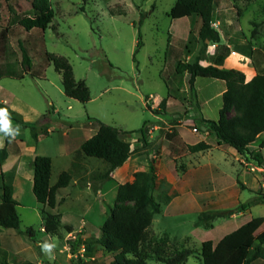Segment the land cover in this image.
<instances>
[{"label": "rangeland", "instance_id": "obj_1", "mask_svg": "<svg viewBox=\"0 0 264 264\" xmlns=\"http://www.w3.org/2000/svg\"><path fill=\"white\" fill-rule=\"evenodd\" d=\"M31 1L0 0V109H7L11 129L19 127L15 137L14 131L0 130V147L6 146L9 152L5 165L0 164V174L4 172L6 181L14 186L21 219L20 230L0 227V264H38L40 259L41 264H49L40 248L44 241L54 245L56 264H105V260H84L87 254L100 249L107 252L95 235H102L101 226L115 204L117 187L122 181L133 179L135 171L148 169L153 161L157 172V164L165 163L154 191L162 202V211L151 226L156 231L166 228L182 235L196 226L197 236L217 242L246 221L250 212L252 216L264 217V165L260 167L235 148L219 144L216 136L206 130L204 120L219 117L225 81L199 76L194 96L190 75L175 71L178 60L194 61L200 55L203 64L241 70L246 79L264 72V0H215L213 26L221 35L219 43L203 41L197 15L172 18L169 13L176 0H51L54 17L44 31L26 30L20 25L21 18L33 15ZM19 39L31 55L32 68H26L22 61ZM45 52L69 60L75 78L88 85L90 100L82 102L66 95L62 76L52 62L44 59ZM163 98L167 100L165 108L161 106ZM45 117L49 130L40 133L36 141L29 126L39 124ZM97 119L127 132L125 138L134 152L124 169L126 176L123 180L116 177L102 182L88 175L61 189L58 205L46 207L53 214H61V227L55 234L44 229L42 232V204L30 183L34 155L52 158L51 183H55L59 173L78 158V152L84 154L77 143L97 131ZM144 123L148 143L138 132ZM71 127L72 132L66 135ZM200 140L212 147L198 155L199 161L214 176L225 173L227 177L222 182L230 196L234 195L228 198L227 193L217 191L220 187L212 186L207 188L203 201L213 196V202L205 206L201 203L200 212L193 208V202H187L184 208L168 206L166 196L170 200L180 198L176 190L172 191L169 179L179 180L188 172L194 153L187 150V144ZM262 142L264 134L251 144V149L264 162ZM84 156L85 162L91 163V173L107 170L106 160ZM229 176L231 179L226 182L224 179ZM243 203L249 206L243 208ZM205 210L230 213L214 220L210 228L197 226L198 215ZM82 217L88 227L81 228ZM69 227L75 231L69 232ZM86 227L91 237L84 242L89 247L77 241H83ZM184 240L200 250L201 244L190 242L188 237L174 238L172 243L183 244ZM74 248L77 256L68 262L67 254ZM186 264L202 261L194 255Z\"/></svg>", "mask_w": 264, "mask_h": 264}, {"label": "trees", "instance_id": "obj_2", "mask_svg": "<svg viewBox=\"0 0 264 264\" xmlns=\"http://www.w3.org/2000/svg\"><path fill=\"white\" fill-rule=\"evenodd\" d=\"M31 5L33 15L21 18L20 25L26 30L44 31L54 17L51 0H32ZM214 13L215 0H176L169 15L172 18L197 15L201 21L199 35L203 41L219 43L221 35L213 26ZM142 19L143 16L140 23ZM18 43L24 65L26 68H32L27 47L21 39ZM140 45L141 40H138V46ZM44 59L52 62L61 74L66 95L82 102L91 99V92L85 80L75 78L73 66L65 56L45 52ZM201 61L200 55L194 61L178 60L175 71L190 75L189 84L194 96H197L195 81L199 76L225 81L226 89L222 94L223 103L219 109V117L205 119L206 130L216 136L219 144L225 143L235 148L248 161H255L258 166L263 167L264 162L254 154L251 144L264 134V72H258L252 78L246 79L241 70L203 64ZM166 102V98H163V108ZM48 121L45 117L39 124L29 126L36 141L40 133L48 130ZM96 121V133L84 140L80 147L85 155L101 158L109 163L107 170L92 178L94 181L104 182L112 179L113 172L124 165L134 149L131 148V142L125 138L126 131L98 119ZM19 122L26 126L22 120ZM138 132L141 139L148 143L145 123ZM211 147L212 145L204 140L187 144V150L192 153ZM8 155L7 147H0V164L5 162ZM31 166L34 171L32 190L38 202L42 204L44 231L55 234L61 227V214H53L46 207L55 208L58 205V194L73 182L72 174L63 170L52 184V158L49 155L37 154ZM4 176L5 173L1 172L0 227L18 230L21 223L17 210L18 201L14 197L13 184L6 181ZM157 186L158 176L154 161L148 169L135 171L132 180L118 185L115 204L110 208L101 226L102 235L99 239L107 252L114 253L109 264H186L194 255L200 257L202 264H252L254 260L264 258V229L260 230L264 223L263 216L252 217L217 242L212 239L204 240L199 251L188 246L185 240L183 244L178 242L174 245V238L168 233H155L151 227L152 222L162 211V202L154 195ZM169 201L170 196H166L165 202ZM246 206L249 204H242L243 208ZM228 213L229 210H205L198 215L197 226L210 228L214 220L225 217ZM28 231L31 232L32 228H28ZM69 231H72V228L69 227Z\"/></svg>", "mask_w": 264, "mask_h": 264}, {"label": "crops", "instance_id": "obj_3", "mask_svg": "<svg viewBox=\"0 0 264 264\" xmlns=\"http://www.w3.org/2000/svg\"><path fill=\"white\" fill-rule=\"evenodd\" d=\"M49 130V129H48ZM73 130V127L67 129L65 131V134L66 135H70V132H72ZM96 133V132H95ZM93 133V134H95ZM15 132H14V137H15ZM92 136V135H91ZM87 139V138H86ZM84 139V140H86ZM83 140V141H84ZM82 141V142H83ZM82 142H78L77 143V146L80 145L81 146V143ZM22 143H24V140H22ZM3 144H5V140L3 139ZM23 149V148H21ZM71 148H68V150H70ZM66 151V152H67ZM71 151V150H70ZM73 151V150H72ZM206 151V150H204ZM203 152V151H198V152H193V156H191V160H190V165H189V170L188 172H186L185 174H183L182 178L179 179V180H176L174 177L173 178H170L169 179V175H168V179L170 181V183H172L171 185L173 186L172 188V191L173 190H176L179 194H180V198L179 200H174V198H172L169 203L167 204L168 206L169 205H174L175 208H184L183 206L185 204H187V202H193V208L195 210H197L198 212H200L201 210V203L205 206V205H209L213 202V199L212 197L213 196H208L209 198V201H203V199H205V195L208 194V191H207V188H212V186H215V187H220L217 191H219V193H227V196L228 198H230L232 195H234L233 193H231V196L230 194L228 193V190L226 189L227 186H225L222 182V179L224 177H227L226 174L222 173L223 176L221 177L220 176H214L213 175V171L212 170H206L205 166L202 165V163L199 161L198 159V155H200V153ZM37 155V154H36ZM34 155V157L36 156ZM22 157V155L20 156ZM85 156L84 154H82L81 152H78V158H74L72 159V162H71V165H70V168L67 169L68 172H70L72 174V177H73V183H76L77 182V179L80 178V177H96L98 175H100L99 171L96 172V173H91V167H88V165H91L90 162H85L87 160H85ZM130 159V158H129ZM129 159L124 163V165H122L121 167L117 168L114 172H113V177L112 179H115L116 177H120L121 179L120 180H123L124 176H126V171L124 170L126 168V164L128 163ZM5 165V163L3 164ZM165 163L160 161V163L157 164L158 166V169H160L158 172H157V175L160 174L162 172V170L164 169V166ZM164 166V167H163ZM109 167V163L108 165L106 166V169H108ZM91 169V170H90ZM34 177V175H33ZM230 176L226 179H224L226 182L228 180H230ZM132 180V179H131ZM127 181H130V180H127ZM121 182V181H120ZM126 182V181H125ZM30 183L32 184V187H33V179L30 178ZM122 183H124L122 181ZM220 183H222L223 185H221ZM119 184V183H118ZM67 188V187H66ZM65 189V188H64ZM15 190V189H14ZM203 192V194H202ZM207 192V194H206ZM172 194V192L170 191V195ZM205 194V195H204ZM204 195V196H203ZM221 195V194H220ZM200 196V197H199ZM226 196V197H227ZM202 199V201H201ZM239 200V199H238ZM174 208V209H175ZM63 216V214H62ZM254 216V215H253ZM251 215V212H250V215L248 217H246V221L250 220L252 217ZM83 220V221H82ZM243 221V220H242ZM246 221H243L239 226H241L243 223H245ZM69 222V221H68ZM71 222V221H70ZM81 222L82 223V226L81 228L85 225L88 227V225L86 224L87 221L85 219H81ZM63 223V221H62ZM238 226V227H239ZM86 227V234L83 235V241L80 242V240H77L78 241V244L79 245H86V247H89V244L84 242L86 240H88V237H91V235L89 234L90 231H88L89 229ZM237 227V228H238ZM71 228V227H70ZM42 229H44L43 225L41 226V231L44 232ZM88 229V230H87ZM153 229V228H152ZM264 229V223L262 225V227L260 228V230H263ZM10 230V229H9ZM73 230V229H72ZM81 230V229H80ZM235 230V229H234ZM75 231V230H73ZM92 231V230H91ZM153 231L157 234H162V233H168L171 237L173 238H176V239H182V238H186L188 237V239H190V242L192 243H196V242H199V244H201L204 240H207V239H212L211 237H207V236H202V235H199L197 236L198 234V230L195 226L194 230H192L191 232H188L186 234H182V235H177V234H174L172 233L170 230L164 228L162 230H159V231H156L155 229H153ZM233 231V230H231ZM231 231H228L225 233V235ZM69 232H72V231H69ZM99 234H96V239H97V242H99V239L101 238V233L98 232ZM224 236V235H223ZM221 236V238L223 237ZM220 238V239H221ZM93 239V238H91ZM213 240V239H212ZM196 241V242H195ZM100 243V242H99ZM86 249V248H85ZM76 250V249H75ZM82 251V249H81ZM99 254L102 256L99 258ZM76 253L75 251H72L71 253L69 252L67 254V261L69 262L71 258H74L76 257ZM81 256L83 257L84 255L81 254ZM114 257V253H108V252H104L102 251L101 249L98 250L97 252L95 253H91V254H87V256L85 257V260L84 261H94V260H99V261H102V260H105V264H109L110 261L113 259ZM57 257L54 258V261L51 262V264H56L57 263ZM26 261V260H24ZM66 261V260H65ZM42 260L40 259L38 261V264H41ZM44 264H48V263H44ZM49 264H50V261H49ZM67 264H71V263H67ZM76 264V263H75ZM252 264H264V258H258L256 260H254L252 262Z\"/></svg>", "mask_w": 264, "mask_h": 264}, {"label": "clouds", "instance_id": "obj_4", "mask_svg": "<svg viewBox=\"0 0 264 264\" xmlns=\"http://www.w3.org/2000/svg\"><path fill=\"white\" fill-rule=\"evenodd\" d=\"M0 121H2V124H0V130L14 131L16 134L19 133V127L14 130L10 128V120L8 118L7 109H0ZM53 247L54 245L49 244L47 241H44L40 244L41 251L48 256L50 264L55 258L54 253L52 252Z\"/></svg>", "mask_w": 264, "mask_h": 264}, {"label": "built area", "instance_id": "obj_5", "mask_svg": "<svg viewBox=\"0 0 264 264\" xmlns=\"http://www.w3.org/2000/svg\"><path fill=\"white\" fill-rule=\"evenodd\" d=\"M195 130H196V128H195Z\"/></svg>", "mask_w": 264, "mask_h": 264}]
</instances>
